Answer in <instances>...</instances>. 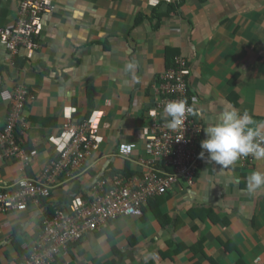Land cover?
<instances>
[{"label":"crops","instance_id":"1","mask_svg":"<svg viewBox=\"0 0 264 264\" xmlns=\"http://www.w3.org/2000/svg\"><path fill=\"white\" fill-rule=\"evenodd\" d=\"M160 1L54 0L53 11L42 20L41 47L30 57L22 50V66L9 60L11 52L0 41V131L11 105L1 92L26 84L24 138L38 151L29 165L21 158L0 157V193L17 190L24 177L42 175L56 156L48 136L60 134L68 123L97 121L95 111L103 116L99 133L104 141L84 164L81 193H90L105 175L138 172L137 160L146 155L142 134L159 99L156 88L169 49H179V56L190 61V86L203 128L225 106L264 121V0H185L181 8L167 11L155 29L151 15ZM20 5L21 0H0V28L15 24ZM140 14L149 17L136 24ZM132 61L135 75L125 70ZM205 138L203 131L200 143ZM121 142L138 143L132 157L116 155ZM254 170H264V159L247 166L239 159L221 169L205 152L196 185L181 181L182 188L160 204L167 218L160 221L157 203L150 205L129 226L114 227L130 216L109 223L123 235L115 253L106 233H93L62 251L58 263L264 264V188L247 191ZM73 179L60 183L44 205L0 212V264L17 263L15 243L26 252L34 246L49 204L81 194ZM128 229L133 235L127 237Z\"/></svg>","mask_w":264,"mask_h":264},{"label":"built area","instance_id":"2","mask_svg":"<svg viewBox=\"0 0 264 264\" xmlns=\"http://www.w3.org/2000/svg\"><path fill=\"white\" fill-rule=\"evenodd\" d=\"M20 6L15 24L0 28V41L11 52L12 62L22 50L30 57L41 47L42 20L53 11L55 4L54 0H21ZM175 64L176 68H169L160 76L161 82L156 88L159 99L150 109L151 120L142 134L146 155L137 160L138 173L133 176L116 173L108 176V180L98 179L87 197L84 193L77 194L64 208L48 215L33 251L22 264H52L70 243L87 238L112 220L141 216L149 200L182 188L181 181L188 187L196 185L203 158L200 156L203 125L197 117L195 102L188 97L191 67L183 56H177ZM1 97L11 105L8 121L0 131V157L21 158L29 165L38 153L25 147L24 133L29 123L23 111L30 97L29 89L26 84H20L14 91H2ZM175 100L186 104L185 123L170 130L162 113L164 106ZM97 117V122L91 118L76 126L70 119L72 124L68 123L64 131L49 135L48 141L55 146L56 156L39 177H24L18 182L17 190L1 192L0 212L26 210L30 203L42 205L60 183L79 177L88 158L101 149L104 141L99 133L102 113L95 111ZM137 149V142H121L116 155L130 158ZM240 160L244 166L255 161L252 156Z\"/></svg>","mask_w":264,"mask_h":264},{"label":"clouds","instance_id":"3","mask_svg":"<svg viewBox=\"0 0 264 264\" xmlns=\"http://www.w3.org/2000/svg\"><path fill=\"white\" fill-rule=\"evenodd\" d=\"M136 67V62L132 61L125 65V70L135 75ZM185 112L184 101L168 102L162 113L166 127L170 130L182 127ZM203 131L206 138L201 141L200 156L203 157L206 152L209 161L221 169L234 167L241 157L264 159V121L255 120L247 111L241 112L233 106H225L218 118L207 124ZM260 188H264V170H254L247 177V191L255 192ZM48 215H45L43 227Z\"/></svg>","mask_w":264,"mask_h":264},{"label":"trees","instance_id":"4","mask_svg":"<svg viewBox=\"0 0 264 264\" xmlns=\"http://www.w3.org/2000/svg\"><path fill=\"white\" fill-rule=\"evenodd\" d=\"M200 1H202V2H206L207 0H200ZM184 2H185V0H176L175 2H168L167 0H162V1H160V3L157 5V6H155L154 7V9H153V11H152V17H153V19L155 20V29H159L160 28V26L162 25V23H163V20H164V18L168 15V13H167V11H169L171 8H181L182 6H183V4H184ZM166 9V10H165ZM149 16L148 15H144V14H140V16L138 17V19H137V22H136V24H141V23H143L144 22V20H145V18H148ZM180 55V50L179 49H177V50H175V49H169V52H168V54H167V69L166 70H168L169 68H172V67H174V68H176L177 67V65L175 64V59H176V57L177 56H179ZM184 57V56H183ZM187 58V57H186ZM25 61H26V58L25 57H23V56H21L20 54L17 56V58H16V63L19 65V66H22L24 63H25ZM187 62H188V65L191 67V65H190V61H189V59L187 58ZM190 75H191V73L189 74V80H190ZM161 76V75H160ZM159 76V78H158V81L159 82H161V77ZM1 91V90H0ZM194 93L192 92V90H191V87H190V90H189V101H194ZM25 147L27 148V150L28 151H31V150H33V147H31L30 145H29V143H28V141H27V139H26V141H25ZM138 172H136V171H134V170H131V171H126L125 172V174L126 175H128V176H133V175H135V174H137ZM114 174V173H113ZM116 174V173H115ZM109 176V175H108ZM108 176H103V177H101V178H99L100 180L101 179H106V180H108ZM112 176V175H111ZM80 177L81 176H79V177H76V178H74L73 179V181H76L75 183H76V186L78 187V193H81V192H83L81 189H80V187H81V182L80 181H78L79 179H80ZM70 181H72V180H70ZM67 182H69V181H67ZM107 187H109V185H107ZM171 193H169V194H166V195H161V196H157V197H155V198H152L151 200H149V202L147 203V204H145V206H144V213H143V215L146 213V211H147V208L150 206V205H154L155 203H157V210L155 211V216L156 217H158V219L160 220V221H162V220H164L165 218H167L166 216V213H164V215L165 216H163V213L161 212V209H160V204L162 203V202H164V201H166L167 199V197L170 195ZM84 195L87 197L88 196V191L87 190H85L84 191ZM74 196H67V197H63L62 199H61V203H59V205H53V204H49L48 205V208H47V214H50V215H54L55 214V212H56V209L57 208H59V209H62V208H64L71 200H72V198H73ZM46 203V201H44V204ZM43 204V205H44ZM143 215H141V216H139V217H142ZM115 220H112L110 223H113ZM111 225H106V226H104L101 230H98V231H96V232H94V234H97V233H99V234H101V233H106L107 235H108V237H109V240L110 241H113L114 239H116V238H118L119 237V235H120V232L118 231V230H115V229H113V228H111L110 227ZM39 236L37 235V237H36V239L38 238ZM90 236H88L87 238H89ZM87 238H85V239H81L80 241H78V242H75V243H70L69 244V246H68V248L69 249H71L72 250V246H74V245H76V244H81V243H83V242H85L86 241V239ZM15 247H16V249H17V251L19 252V258H18V260H17V263L16 264H22L23 262H24V260H25V257L26 256H28L32 251H33V247L34 246H32V248H30V250L28 251V252H26V249H24L22 246H21V244H19V243H15ZM67 248V249H68ZM64 251V250H63ZM59 260V255H57V257H56V260L55 261H53L52 262V264H59L58 262V260ZM114 261L115 260H112V259H110V261H108V262H105V263H103L102 261H99V264H113L114 263Z\"/></svg>","mask_w":264,"mask_h":264},{"label":"rangeland","instance_id":"5","mask_svg":"<svg viewBox=\"0 0 264 264\" xmlns=\"http://www.w3.org/2000/svg\"><path fill=\"white\" fill-rule=\"evenodd\" d=\"M137 132H140V129H139V128L137 129ZM137 220H138L137 216H130V217L124 218V219H122V220H120V221H117L116 224L114 225V227H116V228L119 227L118 224H127V225L129 226V225H131L132 223L137 222ZM118 222H119V223H118ZM127 234H128V236H129V235H133L132 231L130 232L129 229L124 231V235L127 236ZM128 236H127V237H128ZM122 239H123V235H122L121 237L116 238V239H114L113 241H111L112 246L109 248V250H111L112 252H114V250L117 249V248L119 247V242H120ZM109 250H108V251H109ZM114 253H115V252H114ZM109 256H110V254H109Z\"/></svg>","mask_w":264,"mask_h":264},{"label":"bare ground","instance_id":"6","mask_svg":"<svg viewBox=\"0 0 264 264\" xmlns=\"http://www.w3.org/2000/svg\"><path fill=\"white\" fill-rule=\"evenodd\" d=\"M96 121V120H95ZM97 122V121H96Z\"/></svg>","mask_w":264,"mask_h":264}]
</instances>
